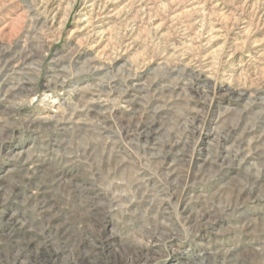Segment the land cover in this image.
I'll return each mask as SVG.
<instances>
[{"label": "rangeland", "instance_id": "1", "mask_svg": "<svg viewBox=\"0 0 264 264\" xmlns=\"http://www.w3.org/2000/svg\"><path fill=\"white\" fill-rule=\"evenodd\" d=\"M0 244L264 264V0H0Z\"/></svg>", "mask_w": 264, "mask_h": 264}, {"label": "bare ground", "instance_id": "2", "mask_svg": "<svg viewBox=\"0 0 264 264\" xmlns=\"http://www.w3.org/2000/svg\"><path fill=\"white\" fill-rule=\"evenodd\" d=\"M136 84V83H135ZM54 102H56V101H58V100H53ZM27 225V224H26ZM20 252V251H19ZM3 255V254H2ZM25 263H26V261H25ZM0 264H4V263H2V262H0ZM23 264H24V262H23Z\"/></svg>", "mask_w": 264, "mask_h": 264}, {"label": "built area", "instance_id": "3", "mask_svg": "<svg viewBox=\"0 0 264 264\" xmlns=\"http://www.w3.org/2000/svg\"><path fill=\"white\" fill-rule=\"evenodd\" d=\"M1 245V244H0Z\"/></svg>", "mask_w": 264, "mask_h": 264}]
</instances>
